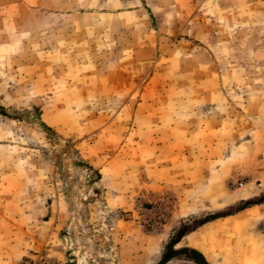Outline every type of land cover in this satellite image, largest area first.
Masks as SVG:
<instances>
[{
    "label": "rangeland",
    "instance_id": "374dc122",
    "mask_svg": "<svg viewBox=\"0 0 264 264\" xmlns=\"http://www.w3.org/2000/svg\"><path fill=\"white\" fill-rule=\"evenodd\" d=\"M263 193L264 0H0V264H264Z\"/></svg>",
    "mask_w": 264,
    "mask_h": 264
},
{
    "label": "trees",
    "instance_id": "16d2710c",
    "mask_svg": "<svg viewBox=\"0 0 264 264\" xmlns=\"http://www.w3.org/2000/svg\"><path fill=\"white\" fill-rule=\"evenodd\" d=\"M261 204H264V193L261 194L257 199H252V200H249V201H246V202H243L241 204V208H234V212H239L241 210H244L245 208H248L250 206H255V205H261ZM228 215H221V214H217V215H214V216H208L207 218H204L202 222H200V225H203V224H206L207 222H211L213 220H216V219H219V218H223V217H226ZM176 242L173 243V245L175 244ZM168 249L172 251V246L169 245L168 246ZM186 253H188L190 256L188 257L190 260L196 262V263H201V264H208L203 256L195 251V250H191V249H188V248H185V249H182V250H178V251H172L171 252V256H178V255H182L184 256ZM186 258V257H185Z\"/></svg>",
    "mask_w": 264,
    "mask_h": 264
},
{
    "label": "crops",
    "instance_id": "0c3cea01",
    "mask_svg": "<svg viewBox=\"0 0 264 264\" xmlns=\"http://www.w3.org/2000/svg\"><path fill=\"white\" fill-rule=\"evenodd\" d=\"M192 248H193V246H192ZM194 249V248H193Z\"/></svg>",
    "mask_w": 264,
    "mask_h": 264
}]
</instances>
